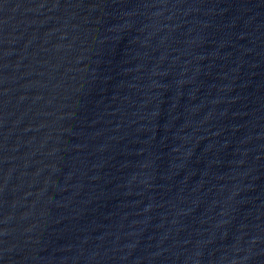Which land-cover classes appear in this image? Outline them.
<instances>
[{
    "label": "water",
    "instance_id": "1",
    "mask_svg": "<svg viewBox=\"0 0 264 264\" xmlns=\"http://www.w3.org/2000/svg\"><path fill=\"white\" fill-rule=\"evenodd\" d=\"M0 264H264V0H0Z\"/></svg>",
    "mask_w": 264,
    "mask_h": 264
}]
</instances>
